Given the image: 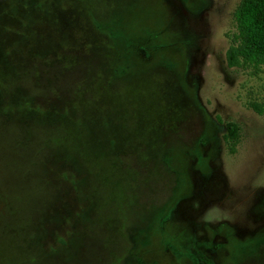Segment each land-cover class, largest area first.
<instances>
[{
	"label": "rangeland",
	"instance_id": "obj_1",
	"mask_svg": "<svg viewBox=\"0 0 264 264\" xmlns=\"http://www.w3.org/2000/svg\"><path fill=\"white\" fill-rule=\"evenodd\" d=\"M238 1L0 0V264H264Z\"/></svg>",
	"mask_w": 264,
	"mask_h": 264
},
{
	"label": "trees",
	"instance_id": "obj_2",
	"mask_svg": "<svg viewBox=\"0 0 264 264\" xmlns=\"http://www.w3.org/2000/svg\"><path fill=\"white\" fill-rule=\"evenodd\" d=\"M235 32L230 44L224 51V60L228 67L241 65H264V0H239L232 11ZM258 114L264 112L263 106L251 104ZM222 140L229 153L235 151L239 138V127L232 121L224 123ZM199 264H214L200 251H195Z\"/></svg>",
	"mask_w": 264,
	"mask_h": 264
},
{
	"label": "flooded vegetation",
	"instance_id": "obj_3",
	"mask_svg": "<svg viewBox=\"0 0 264 264\" xmlns=\"http://www.w3.org/2000/svg\"><path fill=\"white\" fill-rule=\"evenodd\" d=\"M196 251H199V250H196ZM201 252V251H200ZM202 253V252H201ZM203 254V253H202ZM204 255V254H203ZM195 256V255H194ZM195 259H196V256H195ZM196 261H197V259H196Z\"/></svg>",
	"mask_w": 264,
	"mask_h": 264
}]
</instances>
